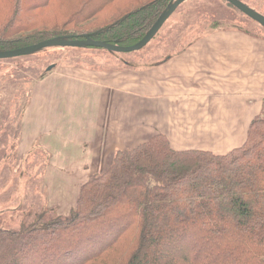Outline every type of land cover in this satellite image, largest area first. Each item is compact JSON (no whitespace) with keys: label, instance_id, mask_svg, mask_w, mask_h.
<instances>
[{"label":"trees","instance_id":"16d2710c","mask_svg":"<svg viewBox=\"0 0 264 264\" xmlns=\"http://www.w3.org/2000/svg\"><path fill=\"white\" fill-rule=\"evenodd\" d=\"M171 1L0 0V51L86 34L133 45ZM0 264H264V109L223 154L163 133L117 150L66 216L0 229Z\"/></svg>","mask_w":264,"mask_h":264},{"label":"crops","instance_id":"0c3cea01","mask_svg":"<svg viewBox=\"0 0 264 264\" xmlns=\"http://www.w3.org/2000/svg\"><path fill=\"white\" fill-rule=\"evenodd\" d=\"M83 87L94 100L70 98ZM128 102H136L133 120ZM263 103L264 36L217 28L139 68L58 66L34 85L16 146L50 151L59 168L48 170L94 174L108 169L117 150L157 133L175 149L223 154L245 141Z\"/></svg>","mask_w":264,"mask_h":264},{"label":"rangeland","instance_id":"374dc122","mask_svg":"<svg viewBox=\"0 0 264 264\" xmlns=\"http://www.w3.org/2000/svg\"><path fill=\"white\" fill-rule=\"evenodd\" d=\"M240 1L264 16V0ZM213 22L226 27L241 26L264 36V27L223 0H187L153 39L135 51L52 45L28 55L0 59V229L28 228L38 217L66 216L75 206L80 186L94 174L82 169L48 170L59 167L50 165L53 155L37 145L30 152L18 150L20 120L37 82L58 66L80 64L82 68L102 70L145 66L155 61V53L176 51L204 34ZM69 96L83 102L95 99L89 87L81 91L72 88ZM124 109L125 106L116 109L117 115ZM127 109L128 117L136 118V102H128Z\"/></svg>","mask_w":264,"mask_h":264},{"label":"water","instance_id":"95a60500","mask_svg":"<svg viewBox=\"0 0 264 264\" xmlns=\"http://www.w3.org/2000/svg\"><path fill=\"white\" fill-rule=\"evenodd\" d=\"M187 0H172L167 8L159 15L150 29L147 31L145 36L137 43L129 46H119L108 43L106 41L93 39L89 34L84 35L83 39H68V38H50L28 46L20 47L14 50L0 51V59L14 58L22 55H28L34 51L42 49L44 47L56 45V46H73V47H95L102 48L113 52H131L141 49L151 39L154 38L155 34L159 31L164 22L174 13V11ZM238 11L260 23L264 26V16L255 10L249 8L240 0H226Z\"/></svg>","mask_w":264,"mask_h":264}]
</instances>
